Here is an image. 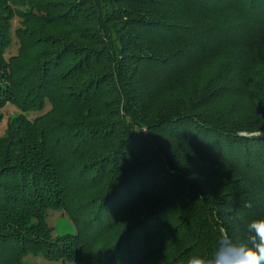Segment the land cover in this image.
<instances>
[{"label":"trees","instance_id":"16d2710c","mask_svg":"<svg viewBox=\"0 0 264 264\" xmlns=\"http://www.w3.org/2000/svg\"><path fill=\"white\" fill-rule=\"evenodd\" d=\"M8 103L0 264H186L264 218V0H0Z\"/></svg>","mask_w":264,"mask_h":264},{"label":"clouds","instance_id":"9594fccd","mask_svg":"<svg viewBox=\"0 0 264 264\" xmlns=\"http://www.w3.org/2000/svg\"><path fill=\"white\" fill-rule=\"evenodd\" d=\"M251 207V204H247ZM246 242H237L222 232L212 256L194 255L186 264H264V218L253 219L247 224Z\"/></svg>","mask_w":264,"mask_h":264},{"label":"rangeland","instance_id":"374dc122","mask_svg":"<svg viewBox=\"0 0 264 264\" xmlns=\"http://www.w3.org/2000/svg\"><path fill=\"white\" fill-rule=\"evenodd\" d=\"M18 23V20H14V27ZM17 51V44H13L11 48L9 49L6 56H8L10 53H16ZM50 104L47 103L46 107L42 111H30L26 114L28 117H35L47 109H49ZM3 118L0 122V136H2L6 130L7 122L10 117L17 115L20 113V110L13 105L12 103H8L3 108ZM48 223L53 227V234L55 236L57 235H66V234H75L77 229L75 224L70 219L69 215L63 211V210H50L49 214L47 216ZM24 264H55V262L49 260L48 258L42 256V255H34L32 253L26 255L24 257ZM68 264H75V263H68Z\"/></svg>","mask_w":264,"mask_h":264}]
</instances>
